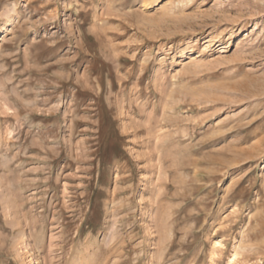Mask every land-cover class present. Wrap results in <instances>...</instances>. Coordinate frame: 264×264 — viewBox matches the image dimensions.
<instances>
[{"label": "rangeland", "instance_id": "374dc122", "mask_svg": "<svg viewBox=\"0 0 264 264\" xmlns=\"http://www.w3.org/2000/svg\"><path fill=\"white\" fill-rule=\"evenodd\" d=\"M85 256L264 264V0H0V264Z\"/></svg>", "mask_w": 264, "mask_h": 264}, {"label": "bare ground", "instance_id": "6f19581e", "mask_svg": "<svg viewBox=\"0 0 264 264\" xmlns=\"http://www.w3.org/2000/svg\"><path fill=\"white\" fill-rule=\"evenodd\" d=\"M12 12H13V14H9V15H6L5 17H4V22L5 23H9L11 20H12V17H13V15H16L17 14V12H18V8H17V6L16 7H14L13 8V10H12ZM91 234H89V236H90ZM89 239V238H88ZM88 241V240H87ZM89 257L88 256H85V257H82V259H80L78 262H77V264L79 263V264H88V261H89V259H88ZM33 264H38V263H33Z\"/></svg>", "mask_w": 264, "mask_h": 264}]
</instances>
